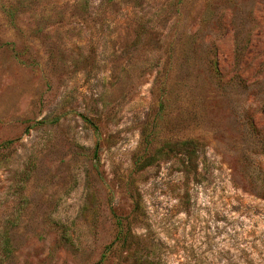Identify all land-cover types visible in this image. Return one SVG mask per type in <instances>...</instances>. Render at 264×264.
Masks as SVG:
<instances>
[{
    "label": "rangeland",
    "instance_id": "obj_1",
    "mask_svg": "<svg viewBox=\"0 0 264 264\" xmlns=\"http://www.w3.org/2000/svg\"><path fill=\"white\" fill-rule=\"evenodd\" d=\"M146 135L198 149L137 170ZM7 230L6 264H264V0H0Z\"/></svg>",
    "mask_w": 264,
    "mask_h": 264
},
{
    "label": "trees",
    "instance_id": "obj_2",
    "mask_svg": "<svg viewBox=\"0 0 264 264\" xmlns=\"http://www.w3.org/2000/svg\"><path fill=\"white\" fill-rule=\"evenodd\" d=\"M6 16L13 18L12 10H6ZM11 144L10 141L1 145L4 148H8ZM181 148L184 151L197 152L198 144L193 140H185L177 144L171 145L170 143L165 144L163 147L153 150V140L150 139V135H146L144 147L140 153L136 156L134 161V168L137 170H143L144 168L152 165L154 161L163 155H166L173 151V148ZM134 197V196H133ZM135 206L134 212L138 213L141 210L140 200L138 194H135ZM116 218V233L114 240L109 244L107 250L110 252H116L118 249L124 247L126 244H129L132 239V232L128 225L125 224L124 218L115 216ZM125 221H128L126 219ZM0 250L4 256V261H1L0 264H6V261L9 260L13 255V247L10 239V232L7 230L0 236Z\"/></svg>",
    "mask_w": 264,
    "mask_h": 264
}]
</instances>
